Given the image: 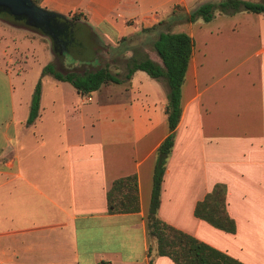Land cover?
Segmentation results:
<instances>
[{
  "label": "crops",
  "instance_id": "obj_1",
  "mask_svg": "<svg viewBox=\"0 0 264 264\" xmlns=\"http://www.w3.org/2000/svg\"><path fill=\"white\" fill-rule=\"evenodd\" d=\"M201 1L35 2L79 14L102 43L124 42L123 59L139 45L160 62L145 49L158 28H141L174 5L183 17ZM173 25L190 35L192 50L157 215L246 264H264V13L215 12L207 21L176 20L170 29L179 31ZM19 37L29 48V35L0 23V263L178 264L154 253L145 225L154 151L167 133L164 79L135 69L124 81L80 94L46 74V103L40 89L37 115L25 124L35 82L24 83L23 70L2 61L4 47L16 48ZM129 173L136 176L138 209L108 212L106 189ZM217 181L225 185L233 232L193 214Z\"/></svg>",
  "mask_w": 264,
  "mask_h": 264
},
{
  "label": "trees",
  "instance_id": "obj_2",
  "mask_svg": "<svg viewBox=\"0 0 264 264\" xmlns=\"http://www.w3.org/2000/svg\"><path fill=\"white\" fill-rule=\"evenodd\" d=\"M37 2V0H34ZM246 10L264 13V2L260 0H204L194 4L181 17L172 7L169 14L156 23L142 27L141 30L157 29L154 37L149 41V47L158 56L160 62L150 58L139 45L130 47V54L124 59L121 52L124 46L111 47L97 39L91 27L83 21L77 27L84 32L83 36L92 39L99 47L109 48L106 59L100 53L85 56L62 50L55 53L54 58L46 61L35 80L29 98L28 113L25 124H29L36 117L40 97V78L44 73L52 77L68 81L80 94L89 93L107 82H121L128 79L135 69L145 71L150 77H161L167 85L166 102L164 106L166 135L157 144L154 151V161L151 173V185L148 206L145 213L146 233L154 242V253L168 256L178 264H246L192 234L183 231L162 220L157 215L162 175L167 156L170 153L174 128L180 115V86L184 77L187 62L191 55L192 39L185 31H172L170 25L176 20H194L200 18L207 21L215 12L232 13ZM71 18L78 19L80 15L73 13ZM102 43V44H101ZM65 52L69 55L65 58ZM122 58L124 70L119 73L111 68V61ZM102 62L100 63V61ZM106 207L110 213L130 212L138 209V191L134 173L120 175L111 180L105 191ZM193 214L205 220L212 226L227 232H233L234 220L228 215L225 206V185L214 182L193 206ZM146 252L150 255V245ZM1 264V263H0ZM98 264H107L99 261Z\"/></svg>",
  "mask_w": 264,
  "mask_h": 264
},
{
  "label": "rangeland",
  "instance_id": "obj_3",
  "mask_svg": "<svg viewBox=\"0 0 264 264\" xmlns=\"http://www.w3.org/2000/svg\"><path fill=\"white\" fill-rule=\"evenodd\" d=\"M264 2V0H262ZM178 5H174V9L177 8ZM70 17V15L68 16ZM79 23L76 25H73V30L71 34L73 35L72 41L70 43L66 42V47L70 51L74 52L75 54H81L85 56L93 55L94 53H102L103 55L109 56L107 51L109 48L105 47H99L92 41V39H87L83 36V30L79 29L77 27L78 24L82 25L83 20L82 18L77 19ZM0 23H3L4 25L11 26L16 31H19V35H29L30 39L27 43L29 48H23L21 47L23 44V41L20 37L19 45L16 48H10L9 46L4 47L5 53L3 55L2 61L4 62L5 66L8 67L12 71H21L23 70V73L20 75L24 77L25 81L24 83H27L28 81L35 82V80L39 77V72L41 70L42 65L50 60L51 58H54V52L50 47V41L49 38L44 35L38 28L32 27L30 25L25 24L21 20H15L13 18H10L6 16V14L3 12L0 14ZM173 30H179L182 25H173ZM171 30V29H170ZM181 31V30H179ZM18 33V32H17ZM135 40H141L143 39L142 36L137 35ZM134 40V41H135ZM102 44V43H101ZM124 42H121L119 44L120 47L124 46ZM103 46V45H102ZM145 49L147 51H151L150 47L146 45ZM114 48V46H111ZM46 51H48L49 56L48 59L46 55ZM151 54L156 57L157 55L155 52L152 50ZM24 55L26 58H24ZM65 58L69 56L66 52L64 54ZM102 60L100 61V63ZM111 68L115 70L121 69V72L123 71V61L122 59L120 60L119 58L111 61ZM24 68V69H23ZM47 73H44L41 75L40 78V89L42 90V93L44 94V101L46 103V80H47Z\"/></svg>",
  "mask_w": 264,
  "mask_h": 264
},
{
  "label": "water",
  "instance_id": "obj_4",
  "mask_svg": "<svg viewBox=\"0 0 264 264\" xmlns=\"http://www.w3.org/2000/svg\"><path fill=\"white\" fill-rule=\"evenodd\" d=\"M38 28L49 38L54 53L67 50L66 42L72 41L73 25L77 19L39 6L34 0H0V14Z\"/></svg>",
  "mask_w": 264,
  "mask_h": 264
}]
</instances>
